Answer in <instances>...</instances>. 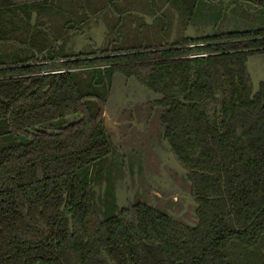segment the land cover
Returning a JSON list of instances; mask_svg holds the SVG:
<instances>
[{
	"label": "trees",
	"instance_id": "obj_1",
	"mask_svg": "<svg viewBox=\"0 0 264 264\" xmlns=\"http://www.w3.org/2000/svg\"><path fill=\"white\" fill-rule=\"evenodd\" d=\"M167 3L137 24L162 27L159 39L108 16L113 39L77 52L91 16L121 1L0 0V264H264V24L186 38L195 8L157 11ZM128 87L161 108L194 226L147 203L97 202L117 152L105 109Z\"/></svg>",
	"mask_w": 264,
	"mask_h": 264
},
{
	"label": "rangeland",
	"instance_id": "obj_2",
	"mask_svg": "<svg viewBox=\"0 0 264 264\" xmlns=\"http://www.w3.org/2000/svg\"><path fill=\"white\" fill-rule=\"evenodd\" d=\"M253 1L186 0L189 7L196 10L187 36L198 38L217 31H242L264 24V11H256ZM136 95V90L128 87L105 109V126L114 140V145L130 153V156H127L123 164L121 159L117 160V154L111 155L110 166L103 174L108 182L104 181L102 190L96 192L97 202L103 206L112 203L120 210L138 202L152 203L154 198L156 201L153 206L156 209L168 215L172 214L184 224L194 226L197 223L196 203L194 200L183 202L179 194H189L190 184L186 172L171 160L168 146L163 139L165 126L160 118L161 108L151 110L152 103H140L135 99ZM148 114L151 118L147 122ZM75 119L78 116L73 120ZM111 169L113 177L110 176ZM122 174L125 177L119 183ZM161 181L172 184V188L160 184ZM105 188L113 192L109 199L105 197Z\"/></svg>",
	"mask_w": 264,
	"mask_h": 264
},
{
	"label": "flooded vegetation",
	"instance_id": "obj_3",
	"mask_svg": "<svg viewBox=\"0 0 264 264\" xmlns=\"http://www.w3.org/2000/svg\"><path fill=\"white\" fill-rule=\"evenodd\" d=\"M119 1H121L123 7L125 8L122 12L117 11L113 5H109V9H111L109 14L102 15V13H100V14L91 16L89 24H87V26H84L82 28V31L79 34H76L74 36V39L76 40V46L75 47H76L77 52L83 51L84 48H86L88 46H92V45L96 46V48H95L96 50H98V49L101 50L105 47L106 44H108V42H110V40L113 39L112 36L110 35V30H109V28L105 22L108 16L110 17V20L117 19V18H122L123 20H125L124 18L126 17V20L124 21V23L126 22V23H128V25L129 24L131 25V23L133 24L131 26H128L126 32L128 34H130V36L133 38L134 37L135 38H143V36H146V35L150 36L152 39L155 37H156V39L160 38L158 36V32H161L162 27H160V29H156L155 33L157 35L156 34L154 35V31H149L145 28L142 30L137 29V24L140 23L142 20L147 24H153L154 21H156V19L158 17L162 16L165 9L168 8L169 3H167L163 9H160L157 11V6L161 3L162 0H119ZM154 10H156V11L153 13ZM172 11L175 12V23H174V26L172 28L171 37L167 40L168 43L175 42L176 39H178V32H177L178 14L174 9H172ZM188 29L184 32V37L191 38V37L187 36ZM167 41H162L160 43L165 45L167 43ZM138 102L145 103V104H146V102H147V104H148V102H150L153 105V106H151L152 108L150 107L151 110L158 109V107H156L153 104L151 97H147L144 101H142V102L138 101ZM147 118H148L147 122L150 121V118H151L150 114H148ZM147 122H146V124H147ZM147 130H148V128L146 127V131ZM163 139L168 146L167 149H168L170 156L172 158L171 160H173L175 163H177L174 155L172 154V151H171L169 144L165 140V130H164V134H163ZM116 148H117L116 154L118 155L117 160L121 159V161L124 164L125 159L127 158L128 155L130 156V153L123 151V149L121 147L120 148L122 150H120L118 147H116ZM133 157H136V156L133 155ZM121 166H122V163H121ZM124 167H125V165L123 166V168ZM122 176H123V174H122ZM186 176H187V173H186ZM124 177H125V175L122 177V179L119 183H122V180ZM160 184H164L170 188H172L171 186H173L172 184L169 185L165 181H161ZM189 184H190V182H189ZM97 188L100 191V187H95L96 190H97ZM189 194H191V185H190ZM190 198H191V200H194L192 195ZM155 201H156V199L153 198V201H151L152 203L149 202L147 204H149L150 206L155 208L153 206V203ZM196 208H197V204H196ZM120 210H122V208ZM171 217H173L172 214H171ZM128 219L131 220V217ZM174 219L180 221L179 219H176V218H174ZM195 219H197L196 218V210H195ZM188 223L192 224L191 222H188Z\"/></svg>",
	"mask_w": 264,
	"mask_h": 264
},
{
	"label": "water",
	"instance_id": "obj_4",
	"mask_svg": "<svg viewBox=\"0 0 264 264\" xmlns=\"http://www.w3.org/2000/svg\"><path fill=\"white\" fill-rule=\"evenodd\" d=\"M176 165L180 168V169H182L183 171H184V169L183 168H181L177 163H176ZM97 192H99V189L97 188ZM190 195V197H191V194H189ZM65 198L67 199V195L65 196ZM65 206H66V203L63 205V208H62V210L64 211V209H65ZM171 216V215H170ZM70 222H71V220H70ZM70 227H71V229H72V223L70 224ZM38 264H41V263H38Z\"/></svg>",
	"mask_w": 264,
	"mask_h": 264
},
{
	"label": "crops",
	"instance_id": "obj_5",
	"mask_svg": "<svg viewBox=\"0 0 264 264\" xmlns=\"http://www.w3.org/2000/svg\"><path fill=\"white\" fill-rule=\"evenodd\" d=\"M141 121V120H140ZM145 122V121H144Z\"/></svg>",
	"mask_w": 264,
	"mask_h": 264
}]
</instances>
